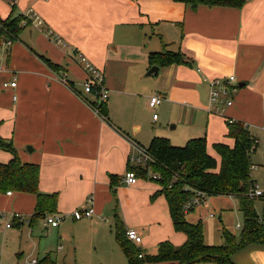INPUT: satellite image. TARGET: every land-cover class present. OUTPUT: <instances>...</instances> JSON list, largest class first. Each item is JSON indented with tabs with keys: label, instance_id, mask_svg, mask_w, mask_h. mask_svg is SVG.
<instances>
[{
	"label": "crops",
	"instance_id": "crops-1",
	"mask_svg": "<svg viewBox=\"0 0 264 264\" xmlns=\"http://www.w3.org/2000/svg\"><path fill=\"white\" fill-rule=\"evenodd\" d=\"M29 10L44 21L42 27L32 26L27 17L29 24L22 25ZM10 17L21 18L22 31L8 48L6 39L0 41L7 48L0 60V137L13 145L23 164L39 167V193L55 198L49 199L54 211L36 217L35 194L0 193L3 216L10 217L6 211L32 215L14 220L10 229L0 225L7 241L0 260L9 241L23 259V237L47 215L65 216L59 227H51L57 257L29 255L25 264L47 257L58 264H129L116 238L120 226L142 237V244L134 246L144 257L156 256L166 242L182 247L187 236L176 230L152 169L129 158L141 149L148 152L155 138L174 147L205 138L208 154L220 165L214 145H235L229 120L243 124L253 137L251 129L264 128V0H246L241 8H194L175 0H0V18ZM72 52L104 72L109 91L104 114L101 103L85 93L86 73ZM165 52L181 54L183 63L163 66L152 60ZM154 67L159 70L149 74ZM232 76L233 105L214 113L210 82ZM13 79L17 87L4 89ZM156 94L162 103L152 109L149 102ZM12 158L0 148V165ZM130 170L139 178L134 186L124 183ZM90 198L93 217L76 220L72 212L87 209ZM233 211L242 214L243 224L227 222ZM257 216L264 217V211ZM185 219L202 225L209 247L225 246L226 231L239 241L244 229L240 202L232 196L209 197ZM231 262L264 264V245L249 244L233 253Z\"/></svg>",
	"mask_w": 264,
	"mask_h": 264
},
{
	"label": "trees",
	"instance_id": "trees-1",
	"mask_svg": "<svg viewBox=\"0 0 264 264\" xmlns=\"http://www.w3.org/2000/svg\"><path fill=\"white\" fill-rule=\"evenodd\" d=\"M176 2L198 7H234L241 8L246 0H175ZM23 20V17H22ZM21 18H0V41L2 39L14 40L22 31ZM29 24V22L27 23ZM152 60L159 61L161 65L182 64L181 54L165 52L152 55ZM58 70V67H54ZM103 103L100 112L104 114ZM229 137L234 139L235 145L230 148L225 144L214 145L215 151L221 158L218 165L215 158L207 151L205 138L190 140L184 147H174L167 139L155 138L148 153L154 158L151 169L158 174L162 193L165 194L171 216L176 230L186 234V243L179 248L166 242L159 246L156 256L142 259V252L135 248L126 237L122 226L117 229V241L126 254L129 264H198L206 261H216L221 264H233L231 256L252 243L264 245V224L258 220L254 209L257 199H250L247 194L254 187L255 181L251 179L252 149H257L258 140L253 137L247 127L241 123H229ZM0 148L13 155L6 165H0V193L9 190L35 194L38 198L36 217L43 216L45 211L53 212L54 203L39 193V167L23 164L13 145L0 137ZM219 167V168H218ZM140 174L145 171L140 169ZM202 192L207 198L213 196H232L239 200L240 211L244 215V229L240 240L225 232L227 244L222 247H209L204 242L203 227L189 224L185 219L184 205L192 199L196 192ZM36 264H58L51 257H47Z\"/></svg>",
	"mask_w": 264,
	"mask_h": 264
},
{
	"label": "built area",
	"instance_id": "built-area-1",
	"mask_svg": "<svg viewBox=\"0 0 264 264\" xmlns=\"http://www.w3.org/2000/svg\"><path fill=\"white\" fill-rule=\"evenodd\" d=\"M30 19L32 26L34 27H42L44 25V21L33 11L29 10L28 13L24 16V20L22 22V25L25 26L28 23V19ZM53 40L58 43L66 46V44L63 42L61 37L54 35L53 33L49 32ZM5 44L7 46L12 45L11 40H6ZM75 53L83 70L86 73V81L84 84V91L85 93L92 95L95 97L97 101L100 103H103L107 101L109 97V91L107 90L105 86V77L104 72L96 67L94 64H92L88 58H86L83 54ZM60 80L67 84L68 81L66 79L65 74H61ZM211 85V94H210V104L209 109L217 114H222L224 112V108L231 107L233 105V100L230 98L231 92L236 91V85H235V77H229L227 79H215L210 82ZM17 87V82L15 79H13L10 82L4 83L3 88L4 89H15ZM16 100V97L14 98ZM162 103V98L160 95L156 94L154 95L149 102V106L152 109L157 108ZM154 120L158 119V115L155 114L153 116ZM229 123H234L233 120H229ZM255 150V147L252 149V152ZM129 161L133 165L142 166L145 169H149L151 171V164L154 163V158L145 150H139L137 156H132L129 158ZM151 178L154 180H158L160 176L156 173L151 172L150 174ZM139 178L135 171L130 170L125 173L124 176V183L127 186H134L138 183ZM11 193H9L10 195ZM247 196L250 199H262L264 200V192L259 189L258 183H255L254 187L248 192ZM207 199V195L205 193H202L200 191L196 192L195 195L192 197L190 201H188L184 205V212L188 213L195 207L200 206L203 204ZM94 208H93V199L90 198L88 200V208L85 210H75L72 212V216L76 220H82V219H89L93 217L94 215ZM65 216L60 215H47L44 217V226L45 227H59L61 223L64 221ZM14 220H21L25 221V217L21 215L20 213H13L10 215V217H6L3 215H0V225H4L7 229L12 228ZM259 222L264 224V217H259ZM240 228V225L237 226ZM126 237L127 239L135 244L140 245L142 244V237L137 233V231L133 229H129L126 231ZM60 249V248H59ZM139 258H143V255L140 254ZM37 261H32L29 264H36Z\"/></svg>",
	"mask_w": 264,
	"mask_h": 264
},
{
	"label": "rangeland",
	"instance_id": "rangeland-1",
	"mask_svg": "<svg viewBox=\"0 0 264 264\" xmlns=\"http://www.w3.org/2000/svg\"><path fill=\"white\" fill-rule=\"evenodd\" d=\"M4 44V42H3ZM0 43V60L2 59V56L5 55L7 52V48L5 45ZM1 66V63H0ZM252 134L256 137L258 140V145L257 149H255L251 155V179L258 183L259 189L264 192V128H254L251 129ZM217 199V198H215ZM234 201V200H232ZM27 205V204H26ZM254 209L256 213L261 214L264 211V200L262 199H257L254 203ZM237 213V218L236 214ZM233 211L231 214H229V219H227V222H232L234 225L236 221H239L240 223L243 224V216L240 212L238 211ZM6 213L9 215L13 213H20L21 215L26 217V220H30L32 215H25L21 212L17 211H6ZM0 215H2L0 213ZM54 228V227H53ZM30 231L27 236L23 237V250H24V255L23 259L22 257H18L15 252H17L16 247H13V242L9 241V245L5 250V254L3 255V258L0 260V264H25L27 262V256L32 255L30 259H41L44 257L46 254H51L53 258L57 257V244L58 240L55 234L52 233V228L48 227L46 228L44 226V221L43 219L39 220L37 225L35 226L34 229L28 228ZM32 230V233H31ZM239 231L237 230L236 235H239ZM27 233V232H26ZM6 238L3 234L0 235V249L1 252H4L5 249V243H6ZM19 246V242L17 243V247ZM143 255V254H142ZM144 258V256H143ZM142 259V258H140ZM28 264V263H26Z\"/></svg>",
	"mask_w": 264,
	"mask_h": 264
},
{
	"label": "water",
	"instance_id": "water-1",
	"mask_svg": "<svg viewBox=\"0 0 264 264\" xmlns=\"http://www.w3.org/2000/svg\"><path fill=\"white\" fill-rule=\"evenodd\" d=\"M159 70L158 67H154L153 69H151V71L149 72V74H153L154 72H157Z\"/></svg>",
	"mask_w": 264,
	"mask_h": 264
}]
</instances>
